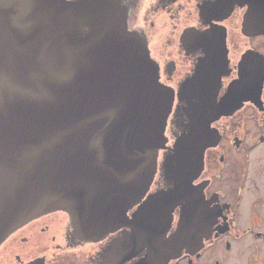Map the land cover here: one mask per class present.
<instances>
[{
	"label": "water",
	"instance_id": "obj_1",
	"mask_svg": "<svg viewBox=\"0 0 264 264\" xmlns=\"http://www.w3.org/2000/svg\"><path fill=\"white\" fill-rule=\"evenodd\" d=\"M241 33L264 34V0H250ZM180 41L204 55L177 93L197 102L162 164L172 187L129 218L156 172L173 92L118 1L0 0V244L33 218L63 212L82 241L119 228L131 230L120 244L146 237L149 260L201 246L214 216L192 182L213 144L211 123L233 105L228 96L215 104L224 28L188 29Z\"/></svg>",
	"mask_w": 264,
	"mask_h": 264
},
{
	"label": "flooded vegetation",
	"instance_id": "obj_2",
	"mask_svg": "<svg viewBox=\"0 0 264 264\" xmlns=\"http://www.w3.org/2000/svg\"><path fill=\"white\" fill-rule=\"evenodd\" d=\"M76 1V0H65ZM129 31L143 44L158 68V81L173 92L157 169L143 198L127 212L131 218L147 198L172 187L162 164L173 141L188 124L187 111L197 101L177 93L194 76L201 49L185 50L182 33L222 27L226 60L218 75L215 104L228 96L233 105L210 127L213 144L193 186L202 188L214 216L210 232L197 250L154 255L148 239L135 232V243H118L128 228L96 242L75 235L63 212L40 215L15 229L0 244V264H264V34L246 36L241 23L250 0H116ZM180 209L174 208L164 236L174 232ZM134 234V233H133Z\"/></svg>",
	"mask_w": 264,
	"mask_h": 264
}]
</instances>
